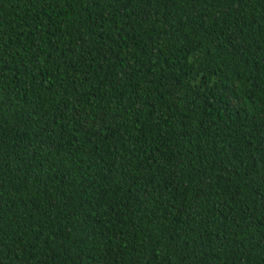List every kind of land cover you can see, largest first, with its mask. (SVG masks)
I'll return each instance as SVG.
<instances>
[{"label": "trees", "instance_id": "1", "mask_svg": "<svg viewBox=\"0 0 264 264\" xmlns=\"http://www.w3.org/2000/svg\"><path fill=\"white\" fill-rule=\"evenodd\" d=\"M0 264H264V0H0Z\"/></svg>", "mask_w": 264, "mask_h": 264}]
</instances>
